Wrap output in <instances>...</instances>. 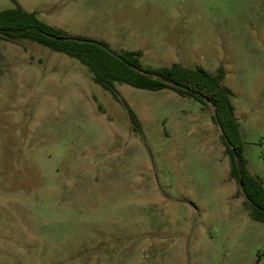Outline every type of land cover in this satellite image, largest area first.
<instances>
[{
	"label": "rangeland",
	"instance_id": "1",
	"mask_svg": "<svg viewBox=\"0 0 264 264\" xmlns=\"http://www.w3.org/2000/svg\"><path fill=\"white\" fill-rule=\"evenodd\" d=\"M143 67L214 73L264 186V0H15ZM13 7L0 0V11ZM29 40L0 39V264H264V223L229 176L211 107L115 84Z\"/></svg>",
	"mask_w": 264,
	"mask_h": 264
},
{
	"label": "trees",
	"instance_id": "2",
	"mask_svg": "<svg viewBox=\"0 0 264 264\" xmlns=\"http://www.w3.org/2000/svg\"><path fill=\"white\" fill-rule=\"evenodd\" d=\"M11 2L13 4L11 9L0 11V39L12 43L29 40L75 59L86 68L92 82L108 90L114 99L121 102L132 131L142 137L136 115L119 96L115 84H124L146 91L169 89L178 96L194 98L202 109L212 106L216 118L212 112L210 118L222 132L218 137L228 158L229 176L244 197L243 204L248 216L256 222L264 223V186L247 170L238 123L230 101L232 91L222 85L225 76L222 67H217L214 73H209L201 67L184 68L178 63H173L169 67H143L141 51L115 52L103 41L71 36L61 29L46 24L35 12L25 11L15 0ZM55 38H63V40ZM163 81L192 90L199 96L168 86Z\"/></svg>",
	"mask_w": 264,
	"mask_h": 264
},
{
	"label": "water",
	"instance_id": "3",
	"mask_svg": "<svg viewBox=\"0 0 264 264\" xmlns=\"http://www.w3.org/2000/svg\"><path fill=\"white\" fill-rule=\"evenodd\" d=\"M55 39L63 40V38H55ZM84 42H88V41H85V40H84ZM163 82H164L166 85H168V86L176 87V88H178V89H181V90H184V91H186V92H189V93H192V94H194V95L199 96L198 93H196V92H194V91H192V90H189V89H187V88H184V87H182V86H176V85H174L173 83H171V82H169V81H163ZM211 109H212V114H213L214 118H216L212 106H211ZM217 127H218V126H217ZM218 129H219L220 134H222V132H221V130H220L219 127H218ZM226 142H227V141H226ZM227 143H228V142H227ZM233 152L235 153V150H233Z\"/></svg>",
	"mask_w": 264,
	"mask_h": 264
},
{
	"label": "crops",
	"instance_id": "4",
	"mask_svg": "<svg viewBox=\"0 0 264 264\" xmlns=\"http://www.w3.org/2000/svg\"><path fill=\"white\" fill-rule=\"evenodd\" d=\"M19 4V3H18ZM20 5V4H19ZM21 6V5H20ZM22 7V6H21ZM23 8V7H22ZM24 9V8H23ZM25 10V9H24ZM25 11H27V12H34V11H31V10H25ZM36 13V12H35ZM37 14V13H36ZM39 18V17H38ZM40 19V18H39ZM47 24V23H46ZM52 27H54V26H52ZM55 28H57V27H55ZM58 29H60V28H58ZM63 31V30H62ZM63 32H65V31H63ZM66 33V32H65ZM172 65V64H171ZM167 67H169V66H167ZM225 77V76H224ZM224 79V78H223ZM223 85V84H222ZM224 86V85H223ZM225 87V86H224ZM227 88V87H226ZM232 105V104H231ZM233 107V106H232ZM204 110V109H203ZM205 111V110H204ZM233 114H234V108H233ZM136 117H137V115H136ZM234 117L236 118V116H235V114H234ZM137 119H138V117H137ZM236 120H237V118H236ZM139 121V120H138ZM237 123H238V120H237ZM238 130H239V128H238ZM239 135H240V132H239ZM218 136H219V133H218ZM240 138H241V136H240Z\"/></svg>",
	"mask_w": 264,
	"mask_h": 264
}]
</instances>
